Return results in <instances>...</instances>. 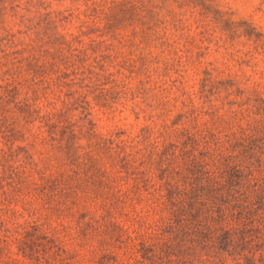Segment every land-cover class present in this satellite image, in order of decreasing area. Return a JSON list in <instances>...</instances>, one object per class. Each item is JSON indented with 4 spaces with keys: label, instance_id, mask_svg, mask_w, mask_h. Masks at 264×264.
I'll return each mask as SVG.
<instances>
[{
    "label": "trees",
    "instance_id": "16d2710c",
    "mask_svg": "<svg viewBox=\"0 0 264 264\" xmlns=\"http://www.w3.org/2000/svg\"><path fill=\"white\" fill-rule=\"evenodd\" d=\"M195 75L134 107L140 125L96 133L49 112L52 173L0 156V264H264V68Z\"/></svg>",
    "mask_w": 264,
    "mask_h": 264
},
{
    "label": "rangeland",
    "instance_id": "374dc122",
    "mask_svg": "<svg viewBox=\"0 0 264 264\" xmlns=\"http://www.w3.org/2000/svg\"><path fill=\"white\" fill-rule=\"evenodd\" d=\"M113 1L123 0H0L1 157L52 173L64 141L50 139L61 135L49 112L69 109L74 128L105 133L142 124L134 111L180 73L194 82L205 69L240 79L264 68V0H140L135 13ZM141 56L148 71L137 75Z\"/></svg>",
    "mask_w": 264,
    "mask_h": 264
}]
</instances>
